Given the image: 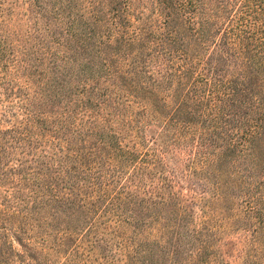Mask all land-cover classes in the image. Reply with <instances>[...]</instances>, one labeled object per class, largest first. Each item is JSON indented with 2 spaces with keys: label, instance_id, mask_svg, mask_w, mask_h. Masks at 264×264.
Segmentation results:
<instances>
[{
  "label": "trees",
  "instance_id": "obj_1",
  "mask_svg": "<svg viewBox=\"0 0 264 264\" xmlns=\"http://www.w3.org/2000/svg\"><path fill=\"white\" fill-rule=\"evenodd\" d=\"M86 2L72 67L36 92L41 114L26 92V122L0 117V264H201L211 240L184 230L163 149H185L182 178L208 174L210 205L264 212V0ZM0 62L24 76L41 61L1 34ZM156 227L166 246L147 239Z\"/></svg>",
  "mask_w": 264,
  "mask_h": 264
},
{
  "label": "rangeland",
  "instance_id": "obj_2",
  "mask_svg": "<svg viewBox=\"0 0 264 264\" xmlns=\"http://www.w3.org/2000/svg\"><path fill=\"white\" fill-rule=\"evenodd\" d=\"M72 3L69 4L68 0H36L30 5L29 0H17L11 12L7 5L8 1L5 3L6 13L3 17H7L8 22L5 24L6 27H3V31H0V35L7 36L11 43L22 46V49L28 50L34 59L37 58L41 62L36 70H23L24 76L11 65L8 66L6 63L0 65V117L3 118V128L24 122L29 117L28 113L23 111L26 92L30 94L26 102L31 109L29 114L37 118L41 113L38 111L39 100L36 92L46 82L51 81L50 68H54L55 65L67 69L72 67L73 62L70 58L76 57L79 39L84 40V36H81L85 31L83 23L90 17L86 0H73ZM81 16L86 17L80 19ZM74 32L76 34L73 35ZM78 64L77 61L72 68L75 73L78 72ZM5 66H8L9 70ZM54 69L62 72L60 67ZM40 70L47 76L42 75L39 78ZM26 75L30 78L33 75L34 81L29 90L24 81ZM76 81L77 78L69 79L64 93H67V90L72 88L70 84ZM51 83V87L56 89L58 82ZM12 87H15L20 96L14 94L7 96ZM35 130L38 131V127L32 128V132ZM161 130V127L155 123H151L146 128L149 142L154 136L160 147L163 145L161 140L164 139L158 134ZM175 149L167 147L163 149L167 162L165 169L176 170L181 177L176 180L179 182L177 188L183 194L182 204L187 207L184 226L189 222L188 228L185 227L184 230L193 229L202 239L211 240L207 250L206 248L204 250L205 259L201 264H264V212L254 216L249 211L250 207L241 199L234 200L233 206L223 202L210 205L213 200V182L211 187L205 188L204 179L208 174L203 173L182 178L184 162L181 165L176 158L184 156L185 149L180 146ZM186 168L192 170L191 166ZM0 190L3 191V188ZM166 232V229L160 231L156 227L148 234L147 239L156 245L159 243L166 246L169 242ZM15 245L19 248L18 244ZM52 264L60 263L56 261Z\"/></svg>",
  "mask_w": 264,
  "mask_h": 264
}]
</instances>
